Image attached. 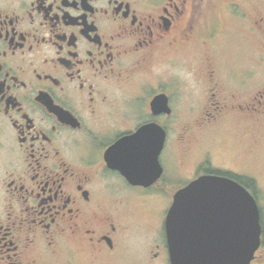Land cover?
Returning <instances> with one entry per match:
<instances>
[{
    "label": "flooded vegetation",
    "instance_id": "af4514ba",
    "mask_svg": "<svg viewBox=\"0 0 264 264\" xmlns=\"http://www.w3.org/2000/svg\"><path fill=\"white\" fill-rule=\"evenodd\" d=\"M256 160L264 0H0V264L111 256L136 231L169 263L175 193L216 175L259 206Z\"/></svg>",
    "mask_w": 264,
    "mask_h": 264
},
{
    "label": "water",
    "instance_id": "95a60500",
    "mask_svg": "<svg viewBox=\"0 0 264 264\" xmlns=\"http://www.w3.org/2000/svg\"><path fill=\"white\" fill-rule=\"evenodd\" d=\"M164 226L169 264H251L261 246L255 198L241 184L216 175L179 189Z\"/></svg>",
    "mask_w": 264,
    "mask_h": 264
},
{
    "label": "rangeland",
    "instance_id": "374dc122",
    "mask_svg": "<svg viewBox=\"0 0 264 264\" xmlns=\"http://www.w3.org/2000/svg\"><path fill=\"white\" fill-rule=\"evenodd\" d=\"M223 153L224 151H220V149H215L213 151V161H220L221 159L228 160L227 153L222 156ZM232 165L242 167L240 162L239 164L233 163ZM251 168L257 178L259 206L262 209L264 219V160H256L252 164ZM166 204L167 202L163 198L158 201H152L148 199V205L146 206V208L149 209L151 218L147 215H139V221L144 224H149V228L152 231H158L159 224H161L162 221L163 208L166 206ZM151 211H153V214L151 213ZM150 219L152 221L150 223H146L149 222ZM136 232L137 233L134 234L129 232L125 236L124 244L111 256H87L84 253H80L77 251L78 255H76L75 260H73L72 262L70 261V264H147L148 259L152 258L153 253L156 252V249L153 246H148V240L146 239V236L144 237L143 234L140 235V231ZM153 264L169 263L158 259L155 260ZM253 264H264V249L257 254V258Z\"/></svg>",
    "mask_w": 264,
    "mask_h": 264
},
{
    "label": "trees",
    "instance_id": "16d2710c",
    "mask_svg": "<svg viewBox=\"0 0 264 264\" xmlns=\"http://www.w3.org/2000/svg\"><path fill=\"white\" fill-rule=\"evenodd\" d=\"M260 221H261V228H262V231H261V246L259 248V250L257 251V254L264 249V219H263V213H262V210H261V217H260ZM256 260V258H255ZM255 260L252 261L251 264H253L255 262Z\"/></svg>",
    "mask_w": 264,
    "mask_h": 264
}]
</instances>
